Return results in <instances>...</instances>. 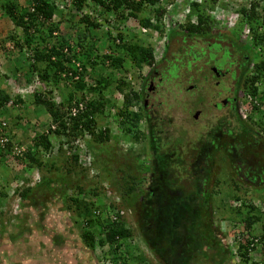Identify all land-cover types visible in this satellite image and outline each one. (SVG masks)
<instances>
[{"label":"trees","instance_id":"1","mask_svg":"<svg viewBox=\"0 0 264 264\" xmlns=\"http://www.w3.org/2000/svg\"><path fill=\"white\" fill-rule=\"evenodd\" d=\"M160 1L70 0L68 13L76 16L89 9L95 14L76 17L74 25L83 32L69 46L66 39L56 38L57 25L50 23L57 11L52 2L25 0L27 6L21 7L15 0H0V18L8 19L14 29L2 41L11 42V47L22 55L26 75L38 81L40 86L33 88L29 103L40 107L48 117L46 127L34 133L31 144L14 156L25 174L33 171L40 174L37 182L9 193L18 196L20 208L38 206L37 210L42 209L39 202L57 197L77 229L82 246L94 251L106 245L105 257L109 256L110 264L118 261L125 264L126 257L132 258L127 249L131 231L121 216V209L128 207L143 231L146 244L163 264H264V212L244 199L236 208L223 204L225 198L235 197L232 194L239 189V183L234 182L237 177L243 192L253 184L264 191V110L245 103L246 117L238 116V124L226 130L227 138L218 137L220 125L213 124L195 132L191 140H186L187 132L181 131L172 143L164 144L150 130L139 132L141 115L128 109L138 104V95L132 88L125 91L129 83L115 79L113 74L128 66L137 75L143 66L155 67L152 49L133 36L128 39L115 26V37L105 47L108 52L92 56L100 41L93 37V31L108 24L109 19L117 24L136 19L140 27H152L160 34L168 24L164 48L170 49L174 40L186 35L209 37L215 24L210 18L214 5L227 7L217 0H185L184 24L170 25L167 18L161 26L165 9L150 8ZM170 1L165 0L169 6L166 12L173 14L179 9L181 13V6ZM244 4L247 1L240 4L237 12L241 16L237 26L239 33L243 26L248 28L246 47L240 49V54L247 55L251 48L261 52L264 47V0H252L247 8ZM257 7L261 20L255 12ZM144 11L156 17L154 24H150L147 16L140 17ZM172 14L168 15L170 19ZM109 31L104 33L108 37ZM86 36L90 41L83 45ZM254 61L250 65L254 68L251 77L245 71L238 80L242 83L243 98L248 96L259 102L264 99V58ZM246 63L248 66L250 61ZM193 79L192 75L190 81ZM165 83L170 88L171 84ZM65 85L67 91L55 102L53 91L59 92V87ZM111 91L117 92L120 99H111ZM9 101L17 105L22 103V98L17 95L11 100L0 91V114ZM109 117L116 123L120 139L128 144L127 155L114 143L109 148L111 139L117 141L106 125ZM5 127L6 123L0 121V158L10 147ZM142 139L148 151L144 160L139 159L143 153L131 152ZM43 152L51 154L43 157ZM218 162L226 163L234 181L216 179L217 171L222 168ZM7 173V169L0 170L4 179L0 187V214L9 195ZM105 187L117 197L116 204L105 202L101 192ZM228 187L233 190L227 191ZM107 214L113 219L101 218ZM39 217L42 220L41 212ZM226 223L227 232L221 229ZM3 227L0 224V239ZM120 247H126L125 255L122 251L116 255Z\"/></svg>","mask_w":264,"mask_h":264},{"label":"rangeland","instance_id":"2","mask_svg":"<svg viewBox=\"0 0 264 264\" xmlns=\"http://www.w3.org/2000/svg\"><path fill=\"white\" fill-rule=\"evenodd\" d=\"M15 1L21 7L27 6L25 0ZM175 1L178 2L177 6H181V11L186 8L187 3L185 0ZM49 2H52L55 5V9H57L50 20V23H55L57 25V29L55 30L56 38L66 39L67 44L71 46L72 39L79 36L81 32H83L74 25V22L78 19H76V17H81L83 14H91L90 16H94L95 13L93 14L94 11L89 12V9H84L81 14L78 13L75 16L72 12L68 13L70 0H49ZM169 2L171 3L172 1L169 0ZM221 3L226 4L227 6L229 5L228 8H222L220 5H214L215 9L218 6L226 12H231L232 10L237 9V5H234V7L232 5L230 6L231 0H229L228 4L224 3V1H221ZM168 7L169 6L165 0H161L160 3L150 6L151 9H165L161 18V26L162 24L164 25L166 17L169 18L170 25L174 24L172 18L170 19V17H168V15L170 16L172 13L170 14L166 12ZM244 7L247 8V4H244ZM213 11L210 12V18H214L216 16ZM179 14L180 10L177 9L176 11H173L172 17H176V23L184 24L186 20L179 17ZM142 16H147L155 23L156 17L153 18L152 13L147 14L144 11L140 14V17ZM115 26L120 29V32L126 35L128 39L133 36L136 41L150 47L154 52L155 59L157 58L159 54V50L156 51L155 49L159 47L156 42L157 40H150V36L148 34H142L140 30L141 27H138V21L131 18L123 22V24H117L113 19H109L108 24L106 23L101 25L97 30L93 31V37L100 41L96 45V52H92V56L95 54L99 56L108 52L105 47L107 43L110 42V38L115 37ZM166 26L170 28L168 24ZM108 29L110 30L109 37L104 34ZM144 30L146 31L145 33H148L147 30H152V28L148 27L144 28ZM13 31L14 29L11 22L8 19L0 18V40H4L6 35ZM86 41H90L87 36L86 39L82 41L84 42L82 44L87 45ZM11 46V42L8 40L0 43V91L6 94L11 100H13L15 96L21 95L22 103L12 105L9 101L4 106V113L0 114V121H4L6 123L4 134L8 138V142L10 144L9 149H6L3 153V158H0V170L7 169L8 171L5 180L8 182L7 193L9 194L4 200V205L0 214V224L4 225L2 230L3 234H1L0 239V264H110L109 256L105 257L107 252L106 245L99 249L97 248L94 251H89L82 246L77 229L69 221L68 213L61 208L62 205L60 201H58L57 197L47 199L45 202H42L41 199L38 198V201H41L39 202V207H42V209L37 210L35 208L38 206H21L20 208V200L18 196L15 193H9L10 190L26 185L31 186L37 182L38 175L40 174H37L35 171L31 172V174H25V171L20 170L21 167L17 163V160H15L14 156L23 152L25 146L31 144V139L34 133H39L42 128L46 127V123L48 122V117L42 113V109L40 107H33L29 103L30 94H28V86L40 85L33 76L30 77L26 75L27 66L24 63V60L21 59L22 55ZM196 54L197 56L204 57L202 50L200 49L196 51ZM221 54L222 60L215 64L218 67L220 66L219 64H223L224 66L225 62L228 61V55L226 53ZM262 58H264V47L261 52L257 53L255 60ZM204 60L205 59H202V61ZM124 66H127V63H125ZM142 68H144V66ZM142 73H144V71H142ZM113 74L115 79L120 78L124 82L129 83V88L136 89V83L140 74L138 76L136 73L134 74V69L130 68V66L124 68V70L114 71ZM161 78L164 77L162 76ZM193 82H195L194 79L190 81L189 84H194ZM66 87V85L64 87L60 86L59 92L53 91V100L55 102L59 101L60 94H64V91H67ZM205 89L208 88L205 87ZM111 95V99H120L117 92L111 91ZM106 96L108 97V94ZM161 101H163V103L158 108L160 118L162 117L160 125L162 127V132L160 134L161 141L164 142V144L166 142L172 143L173 138H176L177 134L181 131H186V140H191L195 136L194 133L198 132V130L202 128V123L204 124L205 122L200 119L196 123H193L191 117H185L186 115L182 112V110H180L179 103L187 101L190 106L186 107V109L191 108V103L195 101V93L191 94V96H188L187 94L182 98L179 96L174 97L172 93H170L165 95L164 98H161ZM167 106L168 109L162 111L163 108H166ZM203 108L204 110H207L206 106ZM111 113H114V111L111 110ZM190 113H192V111H190ZM14 116L19 117V119H14ZM111 121L112 119L109 117L106 125L110 130L109 132L112 138L117 137V141L111 139L108 143L109 148L114 143L116 144L114 145L116 148H120V150L127 155L128 144L123 142L124 140L122 141L120 139L117 125L114 121ZM138 130L140 133L145 132V129H142L141 127H139ZM145 144V141L142 139L136 142L133 146L134 149H132L133 151L131 152L143 153L139 159L144 160L145 155L148 153ZM80 162L84 163L82 160H80ZM217 165H221L223 169L220 168L219 171H217L215 175L216 179H220L221 182L227 183L234 181V179H231V173L227 169L225 162H218ZM35 178L36 181H32ZM3 181L4 179L0 176V187ZM234 182L239 183V189H237L238 191H233V194L231 193L235 196L234 198H225L223 200V204H229L230 206L236 208L241 206L240 201H243L242 199H244L247 203L259 206L261 212H264V191L259 189L260 186L253 184L251 188L248 187L246 189L247 191L245 193L243 192L244 189L240 187L241 184L238 177ZM228 190L231 192L233 188L231 189L228 187L227 191ZM101 192L103 193V195H101L105 199L106 203L113 205L118 202L117 197L110 192L107 187L102 189ZM237 196L241 199L238 198L239 200H236ZM261 198L263 199L262 203H260ZM39 212L43 214L42 220H40ZM21 214H23L24 218H21ZM121 216L126 227H128L131 231V238L127 243V249L133 259L125 256L126 260L124 261L127 262H125V264H140L141 262L139 260H142V264H163L162 260L151 250V247L146 244L143 231L139 229L131 209L129 207L121 209ZM101 218L108 220L111 218V215L107 214L105 217L101 216ZM227 225V223L222 224L221 229L223 228L227 232ZM217 237L219 238V235ZM220 238L224 243V237L220 236ZM125 249L126 247H120V250L116 252V255L121 251L123 253ZM115 264H122V262L118 261L115 262Z\"/></svg>","mask_w":264,"mask_h":264},{"label":"flooded vegetation","instance_id":"3","mask_svg":"<svg viewBox=\"0 0 264 264\" xmlns=\"http://www.w3.org/2000/svg\"><path fill=\"white\" fill-rule=\"evenodd\" d=\"M210 33L211 37L206 38L186 35L174 40L173 47L163 49L164 55L155 67L146 68L144 73L140 72L142 74L138 77L134 89L138 95V104L129 106L128 109L141 115L138 125L145 129V133L150 130L157 134L156 138H160L162 117L160 118L158 108L163 103L161 98L170 93L180 98L195 93V101L191 103L193 109H186L190 106L186 101L179 103L180 110L185 117L190 116L193 123L204 120L205 123L201 126L203 129L213 124L220 125L217 135L220 138H227L229 133L227 134L226 130L238 124V109L243 98L242 83L238 79L245 71L247 77L254 73V68L250 65L255 63L258 52L251 48V53H246L249 56L240 54L241 46L246 47V44L245 38L238 32L237 25L227 28L215 22ZM199 49L204 57L197 56L196 51ZM221 53L228 55V61L224 66L219 64L218 67L215 64L222 60ZM246 61H250L248 66ZM192 75L195 82L189 84ZM162 76L164 78H161ZM165 82L171 84L170 88ZM128 89L129 86L125 91ZM202 106H206L207 110ZM165 109L167 110L168 106L162 111Z\"/></svg>","mask_w":264,"mask_h":264},{"label":"built area","instance_id":"4","mask_svg":"<svg viewBox=\"0 0 264 264\" xmlns=\"http://www.w3.org/2000/svg\"><path fill=\"white\" fill-rule=\"evenodd\" d=\"M217 1L218 2H221V1L223 2L224 1V3H227V4L229 2V0H217ZM246 1H247V7H248L250 1H252V0H238V1L237 0H231L230 6L232 5L234 7V5H237V9L235 8L236 10H232L231 12L223 11L222 8L219 7V6L216 7V9L213 11L216 14V16L214 17L215 21L218 22L219 24H221L224 27L233 28L234 26H236L237 20H239L241 18L240 14L237 13L238 10H239L240 4L241 3H245ZM175 3L178 4V2H176V1H175ZM238 3H240V4H238ZM262 4L263 3L259 1V6H262ZM186 12H187V9L186 8L183 9L181 11V13L179 14V17H182L183 18L184 14ZM255 12H257L258 17L261 16L260 8L259 7H257L255 9ZM172 20L174 22L177 21L175 16L172 17ZM259 20H261L260 17H259ZM164 21H167V17L165 18ZM149 22H150L151 25L154 24V22H153L152 19L151 20L149 19ZM140 30H141L142 34L143 33L144 34H148L150 36V40H157L156 42L158 43L159 47L156 48V51L159 50V52H161L162 45L164 44V42L166 40V33H165V31L167 30V26L164 25V30L165 31L162 34H159L158 31H155V30H147L148 33H145L146 31L144 30V28H140ZM262 30L264 31V26H263ZM247 35H248V28H247V26H243L242 28H240V36L242 38H246ZM28 88H30L28 90L30 92L31 91V87L29 86ZM259 102H262V104L259 105ZM259 102H258V100H256V98L250 99L248 96L245 97V98H242L241 103H240V106H239V109H238V115L240 116V118L244 119L246 117L247 109H248V106H249L250 103H252L253 105L258 106L259 109L264 110V99H262ZM245 103L248 104L247 109L244 107V104ZM47 154H49V153H44V152L42 153L43 157H47ZM32 181H36V178L34 180H32ZM110 219H113V216H111Z\"/></svg>","mask_w":264,"mask_h":264},{"label":"clouds","instance_id":"5","mask_svg":"<svg viewBox=\"0 0 264 264\" xmlns=\"http://www.w3.org/2000/svg\"><path fill=\"white\" fill-rule=\"evenodd\" d=\"M214 19V18H213ZM215 21V20H214ZM216 22V21H215ZM216 23H218V22H216ZM237 25V24H236ZM140 25L138 24V27H139ZM141 28H148V27H141ZM152 28V27H151ZM152 30H155V29H153L152 28ZM155 31H157V30H155ZM159 33V32H158ZM160 34V33H159ZM164 47H165V42H164V44L162 45V50H161V52H159L158 51V56H157V58L155 59V56H154V52L152 51V56H153V59H154V62H158L160 59H161V57H162V53H163V49H164ZM156 49V48H155ZM146 68H148V67H146V66H144V68H142V69H140L139 71L141 72V71H144ZM139 74H141V73H139ZM138 76V75H137ZM30 86V85H29ZM28 86V87H29ZM31 87V91L29 92L28 91V94H31L32 93V90H33V88L34 87H38V85H33V86H30ZM30 88H28V90H29ZM118 94V93H117ZM119 95V94H118ZM21 96V95H20ZM119 97H120V95H119ZM240 117V116H239Z\"/></svg>","mask_w":264,"mask_h":264}]
</instances>
